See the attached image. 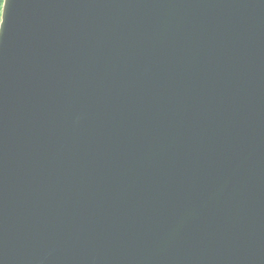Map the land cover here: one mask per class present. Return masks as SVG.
Wrapping results in <instances>:
<instances>
[{"label": "water", "instance_id": "1", "mask_svg": "<svg viewBox=\"0 0 264 264\" xmlns=\"http://www.w3.org/2000/svg\"><path fill=\"white\" fill-rule=\"evenodd\" d=\"M3 19L0 264H264V0Z\"/></svg>", "mask_w": 264, "mask_h": 264}, {"label": "trees", "instance_id": "2", "mask_svg": "<svg viewBox=\"0 0 264 264\" xmlns=\"http://www.w3.org/2000/svg\"><path fill=\"white\" fill-rule=\"evenodd\" d=\"M4 0H0V17H1V11H2V5Z\"/></svg>", "mask_w": 264, "mask_h": 264}, {"label": "snow or ice", "instance_id": "3", "mask_svg": "<svg viewBox=\"0 0 264 264\" xmlns=\"http://www.w3.org/2000/svg\"><path fill=\"white\" fill-rule=\"evenodd\" d=\"M4 19H5V17H4ZM4 19H3V21H0V25H3V23H4Z\"/></svg>", "mask_w": 264, "mask_h": 264}, {"label": "clouds", "instance_id": "4", "mask_svg": "<svg viewBox=\"0 0 264 264\" xmlns=\"http://www.w3.org/2000/svg\"><path fill=\"white\" fill-rule=\"evenodd\" d=\"M2 26H3V25H0V29H2Z\"/></svg>", "mask_w": 264, "mask_h": 264}, {"label": "rangeland", "instance_id": "5", "mask_svg": "<svg viewBox=\"0 0 264 264\" xmlns=\"http://www.w3.org/2000/svg\"><path fill=\"white\" fill-rule=\"evenodd\" d=\"M1 18V17H0Z\"/></svg>", "mask_w": 264, "mask_h": 264}]
</instances>
